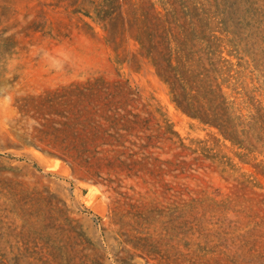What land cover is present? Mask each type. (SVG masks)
I'll use <instances>...</instances> for the list:
<instances>
[{"label": "rangeland", "instance_id": "obj_1", "mask_svg": "<svg viewBox=\"0 0 264 264\" xmlns=\"http://www.w3.org/2000/svg\"><path fill=\"white\" fill-rule=\"evenodd\" d=\"M0 264H264V0H0Z\"/></svg>", "mask_w": 264, "mask_h": 264}]
</instances>
